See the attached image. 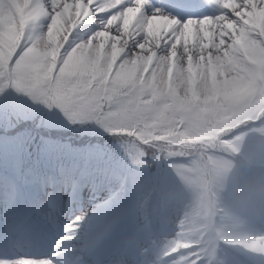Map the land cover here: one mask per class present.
Instances as JSON below:
<instances>
[{
    "label": "snow or ice",
    "instance_id": "obj_1",
    "mask_svg": "<svg viewBox=\"0 0 264 264\" xmlns=\"http://www.w3.org/2000/svg\"><path fill=\"white\" fill-rule=\"evenodd\" d=\"M217 3L181 19L167 9L199 0H0V86L134 136L183 106L205 66L264 47V0ZM81 26L93 31L76 41Z\"/></svg>",
    "mask_w": 264,
    "mask_h": 264
},
{
    "label": "trees",
    "instance_id": "obj_2",
    "mask_svg": "<svg viewBox=\"0 0 264 264\" xmlns=\"http://www.w3.org/2000/svg\"><path fill=\"white\" fill-rule=\"evenodd\" d=\"M253 79L241 89L224 86L217 94L208 85V94L193 89L184 94L183 106L131 137L95 120L69 119L56 107L0 86V155L1 139L31 124L29 152H21L27 161L19 173L23 188L73 184L69 180L77 173L84 186L102 185L109 177L115 196L108 209L126 196L141 206L148 200L164 203L179 218L187 241L205 245L210 220L215 231L225 233L221 205L229 184L211 181L208 158L236 173H254L264 164V77L256 73ZM259 134L263 157L252 149ZM17 156L14 151L10 166ZM248 165L255 166L253 171Z\"/></svg>",
    "mask_w": 264,
    "mask_h": 264
},
{
    "label": "rangeland",
    "instance_id": "obj_3",
    "mask_svg": "<svg viewBox=\"0 0 264 264\" xmlns=\"http://www.w3.org/2000/svg\"><path fill=\"white\" fill-rule=\"evenodd\" d=\"M214 6L220 8L218 6L217 0L215 1V3L213 4ZM221 9H219L217 11L218 15L220 13ZM173 16H176L173 13H170ZM43 27H40L39 29V36H42L44 33L42 31ZM84 31V30H83ZM93 31V28L91 26H89L84 32L83 34L80 35L78 33L75 34L76 36V41H83L84 39H86L88 37V35ZM218 53H213V55H217ZM248 58L245 59H241L238 61L237 64H233L231 67L234 70H238L239 72L242 69L248 68L249 67V61ZM219 64V62H216ZM230 62H226L223 65L219 64V69L218 72L220 71H224L222 74L219 73V75L223 78V80H225V82L228 85L229 90L233 89L234 87L240 86L244 83V79L242 77H239L236 73H234L230 68ZM237 78V81H236ZM207 83H203V86H201V88L203 89V91L205 92V94H208V92L206 91V86ZM183 87L182 86V92H183ZM186 94V93H185ZM13 167L19 166V163H12ZM252 184H250L248 187H250ZM247 187V189H248ZM246 189V190H247ZM43 200V199H42ZM48 198L45 201V205L47 207L48 204ZM87 203V205L90 206V208L87 207V209L83 212L77 213V215H75V217L72 218L71 222H68V226L64 227L63 230V237L61 239V244L60 247L62 249H64V253L66 254L67 252H65V250L67 249L69 251V254L71 253V249L73 245L76 246H81L83 243L82 241V236L86 233L85 230V224L88 221L85 220H89V216L91 214V211H96L99 208V204L102 201L101 199L98 200H92L90 197H87L85 200ZM47 202V203H46ZM30 206V205H29ZM46 207L44 210H46ZM23 209V208H22ZM23 211V210H22ZM10 212V208L9 206L3 205L1 204L0 206V220H4V223H0V239L2 238V232L3 230H5L6 225L8 224V227H10V225L12 224V219H10L9 216ZM117 219L118 221H116V234H122V230H121V226L123 225V219L121 215L117 214ZM248 218L245 219V217L239 216L237 213V216H233V218L231 219V221L234 224V228L236 231V237H234V242L235 245L240 247L241 251H243L251 260H253L255 262V264H264V228H262L261 226H259L258 224L255 225L254 227H247L245 225V222ZM7 221V222H6ZM7 223V224H6ZM104 223H106V220H104ZM75 224V227H77V229H72L71 231H69L70 227H73ZM89 225H91V223L89 222ZM93 226V225H91ZM127 226V224H126ZM131 226H134L131 224ZM68 227V228H67ZM99 229V226H96L95 230H92L93 233H96V231ZM76 231V234L78 237H75L74 239L70 238V235H72L74 232ZM90 231V233H92ZM103 233H105L106 235L109 236H113L109 230L108 227H106V229L103 231ZM171 234V233H169ZM175 235H171L169 238H165L163 240H161L160 242H158V244L156 245L157 247V251L155 250V248H150L151 247V243L148 244V247L150 248L149 250L143 252L142 255H144L147 258V261H143L142 264H151L152 263V259H153V255L154 253L159 254L157 256V261L161 259V256L168 250L171 248V246L176 245V242L178 239H180L179 236L174 237ZM7 237V235H6ZM254 238V239H253ZM253 239V240H252ZM90 243H92L95 239L93 237V234H91L88 239H87ZM106 239H103L101 242H99V245H101L102 243L105 242ZM68 244H71L70 246ZM79 244V245H78ZM67 245V246H66ZM70 248V249H69ZM74 249V248H73ZM3 259V258H1ZM174 259V258H173ZM6 260V261H5ZM5 260H1L0 264H21L22 261H29V264H39V262H37V260H33L31 258H13V259H5ZM44 260V259H43ZM46 261V262H44ZM43 262H41L42 264H54L51 262V260H44ZM176 264V258H175V262ZM167 264V263H166Z\"/></svg>",
    "mask_w": 264,
    "mask_h": 264
},
{
    "label": "bare ground",
    "instance_id": "obj_4",
    "mask_svg": "<svg viewBox=\"0 0 264 264\" xmlns=\"http://www.w3.org/2000/svg\"><path fill=\"white\" fill-rule=\"evenodd\" d=\"M253 239H254V238H253ZM253 239H252V240H253ZM44 262H46V261H44ZM58 263H59V262H58ZM39 264H42V263L39 261ZM61 264H62V263H61Z\"/></svg>",
    "mask_w": 264,
    "mask_h": 264
}]
</instances>
